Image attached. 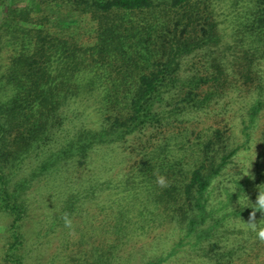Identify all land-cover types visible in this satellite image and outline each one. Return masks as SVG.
<instances>
[{
	"label": "trees",
	"instance_id": "obj_1",
	"mask_svg": "<svg viewBox=\"0 0 264 264\" xmlns=\"http://www.w3.org/2000/svg\"><path fill=\"white\" fill-rule=\"evenodd\" d=\"M263 63L264 0H0V264H28L40 181L63 187L44 189L61 198L54 221L86 201L104 217L103 247L64 264H264L229 220L261 183L231 211L247 187L226 176L235 120L264 115ZM138 245L152 252L136 261Z\"/></svg>",
	"mask_w": 264,
	"mask_h": 264
},
{
	"label": "rangeland",
	"instance_id": "obj_2",
	"mask_svg": "<svg viewBox=\"0 0 264 264\" xmlns=\"http://www.w3.org/2000/svg\"><path fill=\"white\" fill-rule=\"evenodd\" d=\"M233 41V39L227 38L225 43L221 46L225 55L230 56V54H232L234 57H237V54H241V52L234 48L236 45L233 44ZM242 54L244 53L242 52ZM260 68L261 66L250 75L255 76L256 73H259ZM262 73L264 74V63L262 66ZM209 122L213 124L214 119L211 121L209 120ZM234 123L235 128L231 130L232 132L230 134L234 137V146L241 145V149L235 158H233L232 163L228 166L226 176L229 178L235 177L239 179L238 181H243V187L246 186L247 191L243 192L240 198L236 197L232 200V206L230 207L231 211L234 209L233 207L238 208L236 207L238 200L242 203L246 202L249 194L253 192V186H257L259 182L262 184V180L259 181L258 178L262 175V169H264V158L262 159L264 115L255 125L249 124V128L240 125L237 120H235ZM244 130L248 134H245ZM249 171L254 175L255 179L246 176V173ZM224 177L225 176L219 177L217 180L218 183H215V187L218 186L220 188L225 184ZM56 184L60 185L59 182H50L44 185L42 181H40L36 182L34 186L27 191L30 210L29 216L24 223L23 230L26 236V251L29 257L28 264H64L66 261L77 259L79 256L91 255L95 247L98 249L103 247L105 235H102L101 224L104 217L94 212L93 203L90 204L91 202L86 201L85 211H79L70 216L72 221L70 228L66 227L65 223L61 220L59 222L58 220L54 221L55 216L59 214L61 210V198L57 200V194L51 197L50 195L53 192L44 189H53ZM232 185V189H237L238 185L236 186L234 183ZM60 187L63 189L62 185H60ZM258 215H260V213ZM241 219L246 222L248 217L241 218L240 216H234V214H232L229 218L231 224L244 229ZM10 221V217L0 214V247L9 239L7 228ZM168 232H166L165 235L166 245L171 246V244H173V239L174 241L176 239V235L174 232ZM147 251L152 252V248L147 250L146 247L138 245L137 252L134 253V255L136 254V261L145 255ZM175 256L171 259L177 260ZM181 263L182 261H174L172 264Z\"/></svg>",
	"mask_w": 264,
	"mask_h": 264
},
{
	"label": "clouds",
	"instance_id": "obj_3",
	"mask_svg": "<svg viewBox=\"0 0 264 264\" xmlns=\"http://www.w3.org/2000/svg\"><path fill=\"white\" fill-rule=\"evenodd\" d=\"M251 169V168H250ZM155 175V183L160 188H168L170 186V182L168 178L164 175L159 174L158 172L154 173ZM246 176H249L251 179H255L254 175L249 171L246 173ZM258 194L256 195L255 202H251L247 208L251 209L248 220L245 222L241 219L243 224L244 231L250 232L254 234V239L264 244V184L258 185ZM257 213L261 214V217L257 219ZM64 223L66 227H71L72 221L69 218L68 214H65Z\"/></svg>",
	"mask_w": 264,
	"mask_h": 264
}]
</instances>
